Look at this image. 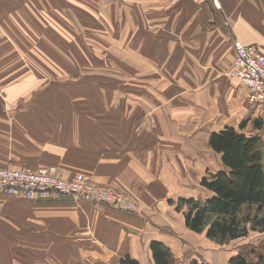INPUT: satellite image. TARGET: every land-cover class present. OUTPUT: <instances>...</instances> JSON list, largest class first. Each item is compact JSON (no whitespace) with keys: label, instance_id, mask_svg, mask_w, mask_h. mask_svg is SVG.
Instances as JSON below:
<instances>
[{"label":"crops","instance_id":"obj_1","mask_svg":"<svg viewBox=\"0 0 264 264\" xmlns=\"http://www.w3.org/2000/svg\"><path fill=\"white\" fill-rule=\"evenodd\" d=\"M81 34L86 45L132 48L126 83L134 80L137 119L34 122L36 136H25L23 151L0 148V167L13 160L14 167H51L66 178L85 174L128 193L140 212L66 196L30 200L0 193V264H118L126 254L153 264V240L178 262L196 250L203 257L199 235L169 200H205L210 191L202 179L226 170L210 145L213 132L263 126L264 104L252 106L232 72L235 42L264 53V0H0V96L27 86L26 64L35 61L30 52L62 62ZM62 236L70 247L55 241ZM87 236L90 242L79 246L77 239ZM214 253L209 261L224 264L222 253Z\"/></svg>","mask_w":264,"mask_h":264},{"label":"rangeland","instance_id":"obj_2","mask_svg":"<svg viewBox=\"0 0 264 264\" xmlns=\"http://www.w3.org/2000/svg\"><path fill=\"white\" fill-rule=\"evenodd\" d=\"M99 34L100 32H95L93 38H99ZM77 42L78 45L75 48H65L66 56L62 57V62L58 63L48 62L46 56L44 57V61H41L42 57L40 55L36 54L35 51L30 52L33 57H29V59H34L35 61L26 64L30 75L27 86L25 85L21 89L17 88V95L0 96L2 100V104L0 105V122H6L0 126V148L6 146L13 148L14 151H23L24 147H26V143L23 141L25 136L28 133L29 136H36V122H93L94 125H98V122H127L137 119L139 110L133 111L136 105L131 104V98L133 97L130 96V92L134 87V80L126 83L128 80H131L132 76V48L86 45L82 34L78 37ZM127 59H130V61ZM37 71L40 74L43 73L44 77L39 79L31 77ZM128 73H131L130 78L123 79L118 76L127 75ZM120 91L123 93L121 96ZM102 92H104L103 96ZM145 93L147 94V91ZM119 97L120 101L117 102ZM9 98L13 99L12 102H10ZM127 101L130 103L127 104ZM117 107H120V112L116 111ZM117 114L120 118H118ZM262 123L263 126H261L260 122H256L251 128L247 126L248 128L243 132L247 136H260L264 141V121ZM243 124L245 125V123ZM257 127H260L262 130L258 131ZM238 130L242 131L240 127H238ZM2 140H5V142H2ZM28 143L30 148H35V143L29 142V140ZM10 163H13V160ZM10 163L6 167L15 166L13 164L10 165ZM37 169L34 168V170ZM55 171L60 174L59 171ZM83 175L86 176L85 174ZM210 175L211 173H208L205 177L210 178ZM86 177L89 181L93 182L90 177ZM104 187L117 192V190L109 186ZM119 193L128 195V193L124 192ZM212 195V192L208 193L205 196V200L211 198ZM66 198H70V196H66ZM71 198L80 203L83 201L88 202L75 197ZM132 199L137 202L134 198ZM180 199H170L169 203L179 213L184 215V211L188 210L190 205ZM197 200L205 201L201 199ZM88 203L107 205L127 214H137L140 212L139 204L138 212L133 213L129 210L125 211L111 203ZM213 216L211 214L208 220L213 218ZM154 227L157 226L154 225ZM248 227L250 231L246 237L224 242L210 240L204 232L198 234L191 230L196 235H199L196 237V240H199L198 247H204L206 255L202 257L196 250L189 256L185 255V257H188L187 263L184 258L178 262L176 256L172 254L173 263L219 264L216 261L211 263L209 258H207V256L213 255L215 250H217V252L222 253V262L224 264H232L230 262L231 259L238 255L245 256L250 264H264V233L251 229L250 223ZM77 229H79V224ZM87 237V239H77L78 245L84 246L86 242H90V236ZM55 241L63 247L71 246L69 244L71 240L68 237L62 236ZM151 260L154 264L152 256Z\"/></svg>","mask_w":264,"mask_h":264},{"label":"trees","instance_id":"obj_3","mask_svg":"<svg viewBox=\"0 0 264 264\" xmlns=\"http://www.w3.org/2000/svg\"><path fill=\"white\" fill-rule=\"evenodd\" d=\"M244 126L242 123L240 129ZM210 145L222 155L226 170L202 179L201 185L213 194L211 198L205 201L180 199L190 205L184 211L186 226L220 242L246 237L249 223L251 229L264 233V141L260 136H247L227 126L212 133ZM211 214L214 216L208 220ZM150 250L154 264H173L172 250L161 241H151ZM230 262L250 264L242 255ZM118 264L140 262L126 254Z\"/></svg>","mask_w":264,"mask_h":264},{"label":"built area","instance_id":"obj_4","mask_svg":"<svg viewBox=\"0 0 264 264\" xmlns=\"http://www.w3.org/2000/svg\"><path fill=\"white\" fill-rule=\"evenodd\" d=\"M236 60L232 76L248 89V102L264 104V53L258 45L235 42ZM0 193L30 200H55L64 196L88 202L111 203L123 210L138 212L130 196L93 183L83 174L66 178L52 168L0 167Z\"/></svg>","mask_w":264,"mask_h":264}]
</instances>
